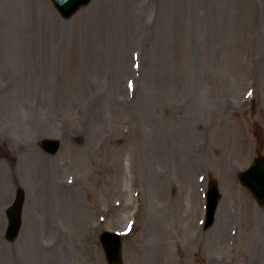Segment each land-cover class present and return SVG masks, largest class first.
Wrapping results in <instances>:
<instances>
[{"label":"rangeland","instance_id":"rangeland-1","mask_svg":"<svg viewBox=\"0 0 264 264\" xmlns=\"http://www.w3.org/2000/svg\"><path fill=\"white\" fill-rule=\"evenodd\" d=\"M262 155L264 0H0V264H264Z\"/></svg>","mask_w":264,"mask_h":264},{"label":"water","instance_id":"water-1","mask_svg":"<svg viewBox=\"0 0 264 264\" xmlns=\"http://www.w3.org/2000/svg\"><path fill=\"white\" fill-rule=\"evenodd\" d=\"M57 9L63 17H71L82 5L88 4L91 0H53ZM59 141L48 140L44 142V147L51 153H56L59 149ZM242 184L247 187L257 201L264 205V158L257 159L254 164L245 172L240 174ZM221 195L217 188V183L213 182L209 191L208 199V222L211 226L214 222L215 211ZM24 203V192L19 191L14 205L9 209L10 217L7 237L15 239L21 230V213ZM105 248L106 256L110 264H122V242L119 236L106 232L101 237Z\"/></svg>","mask_w":264,"mask_h":264}]
</instances>
